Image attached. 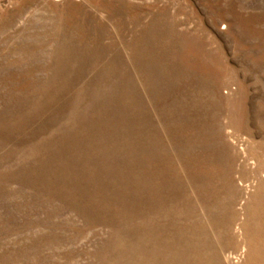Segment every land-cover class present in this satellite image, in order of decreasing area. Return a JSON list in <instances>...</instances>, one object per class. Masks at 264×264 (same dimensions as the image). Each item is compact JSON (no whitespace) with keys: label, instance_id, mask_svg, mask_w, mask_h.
<instances>
[{"label":"rangeland","instance_id":"1","mask_svg":"<svg viewBox=\"0 0 264 264\" xmlns=\"http://www.w3.org/2000/svg\"><path fill=\"white\" fill-rule=\"evenodd\" d=\"M0 264H264V0H0Z\"/></svg>","mask_w":264,"mask_h":264}]
</instances>
